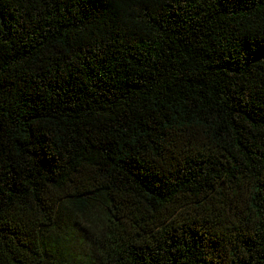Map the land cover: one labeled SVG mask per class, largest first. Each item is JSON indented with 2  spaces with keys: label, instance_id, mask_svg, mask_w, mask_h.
<instances>
[{
  "label": "trees",
  "instance_id": "16d2710c",
  "mask_svg": "<svg viewBox=\"0 0 264 264\" xmlns=\"http://www.w3.org/2000/svg\"><path fill=\"white\" fill-rule=\"evenodd\" d=\"M0 264H264V0H0Z\"/></svg>",
  "mask_w": 264,
  "mask_h": 264
},
{
  "label": "rangeland",
  "instance_id": "374dc122",
  "mask_svg": "<svg viewBox=\"0 0 264 264\" xmlns=\"http://www.w3.org/2000/svg\"><path fill=\"white\" fill-rule=\"evenodd\" d=\"M86 247V249H87V246H85Z\"/></svg>",
  "mask_w": 264,
  "mask_h": 264
}]
</instances>
